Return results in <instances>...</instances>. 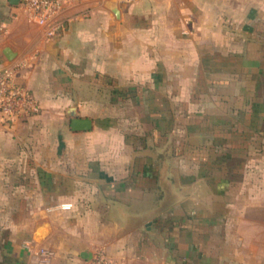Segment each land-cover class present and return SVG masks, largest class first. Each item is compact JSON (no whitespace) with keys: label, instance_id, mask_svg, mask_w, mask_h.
Segmentation results:
<instances>
[{"label":"crops","instance_id":"obj_1","mask_svg":"<svg viewBox=\"0 0 264 264\" xmlns=\"http://www.w3.org/2000/svg\"><path fill=\"white\" fill-rule=\"evenodd\" d=\"M60 18L47 37L0 0V69L41 107L0 122V264H264V0H83Z\"/></svg>","mask_w":264,"mask_h":264},{"label":"built area","instance_id":"obj_2","mask_svg":"<svg viewBox=\"0 0 264 264\" xmlns=\"http://www.w3.org/2000/svg\"><path fill=\"white\" fill-rule=\"evenodd\" d=\"M83 0H20L21 7L29 19L46 29V36L53 37L64 30L61 14L64 8ZM16 67L0 69V122L11 128L39 114L41 107L31 92L15 79ZM59 209H69L62 204ZM44 255V253H42ZM89 264H114L103 252L92 255Z\"/></svg>","mask_w":264,"mask_h":264},{"label":"water","instance_id":"obj_3","mask_svg":"<svg viewBox=\"0 0 264 264\" xmlns=\"http://www.w3.org/2000/svg\"><path fill=\"white\" fill-rule=\"evenodd\" d=\"M113 10V9H112ZM116 13V11L114 10ZM70 129L72 132H85V131H90L92 128V122L90 119L87 118H79L74 109H71L70 111ZM81 258L84 261H89L91 259V254L88 252H84L81 254Z\"/></svg>","mask_w":264,"mask_h":264}]
</instances>
